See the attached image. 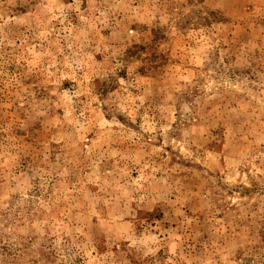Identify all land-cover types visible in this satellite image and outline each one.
I'll list each match as a JSON object with an SVG mask.
<instances>
[{"label": "rangeland", "instance_id": "rangeland-1", "mask_svg": "<svg viewBox=\"0 0 264 264\" xmlns=\"http://www.w3.org/2000/svg\"><path fill=\"white\" fill-rule=\"evenodd\" d=\"M0 264H264V0H0Z\"/></svg>", "mask_w": 264, "mask_h": 264}]
</instances>
